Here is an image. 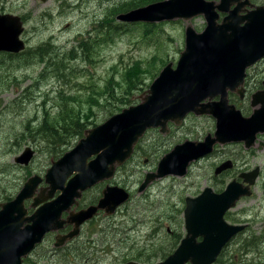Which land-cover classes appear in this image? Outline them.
I'll use <instances>...</instances> for the list:
<instances>
[{"label":"rangeland","instance_id":"374dc122","mask_svg":"<svg viewBox=\"0 0 264 264\" xmlns=\"http://www.w3.org/2000/svg\"><path fill=\"white\" fill-rule=\"evenodd\" d=\"M153 1L157 0H0V12L16 13L23 17L25 31L22 38L27 41V48L22 54L0 57V193L2 189L9 188L12 197L16 196L28 178L29 171L43 173L51 160L56 158V155L46 150H38L40 146L34 140L23 139L25 134L21 135V132L28 126L31 131L24 133L32 135L44 127L37 125L38 120L45 114L52 115L56 112L60 90L75 96H84L88 90L78 85L77 81L96 84V89L100 90L107 80L114 79L115 97L100 95L97 97L100 105L93 108L91 102L83 107L81 102L67 101L65 107L62 106L68 120L73 123L71 134L77 131L79 121L82 122L83 118L90 119L92 113H95L94 120L101 123L110 116L109 109L115 108L118 112L117 107L128 106L119 99L126 96L125 88L131 87L128 88L132 92L129 97L138 101L158 77L165 62L171 61L176 65L181 51L185 48L188 24L197 32L205 29L206 19L203 15L154 23H127L117 16L135 5L143 6ZM102 23L110 26L112 40H99L90 54L94 59L84 60L79 56L80 51L76 50L78 40L82 36H100V31L105 26ZM101 24L98 31L96 27ZM48 43L53 46L52 52L45 57L46 62L39 61L36 51L41 45L50 50ZM73 49L75 51L71 52ZM32 53L29 65L23 66ZM56 55L58 60L64 61L67 68H72L73 79L68 86L58 79L55 80L52 77L55 74H50V61L55 62ZM248 73L247 97L240 99L236 93L230 92V99L244 115L249 116L253 112L250 95L256 91L255 85L260 82L259 79L264 77V62ZM131 79L142 82L138 88H133ZM8 107V112L4 113ZM28 119L33 120L32 124L24 123ZM52 123L53 120L46 123L48 136L55 133L57 137L58 133L52 128ZM56 124L61 131L59 135H65L67 128L64 129L59 122ZM168 127L170 130L166 134L161 133L159 128L146 131L136 143L135 153L124 168L121 167L111 180L101 182L83 194L80 206L100 198L108 183L119 184L131 193L130 200L113 215L100 213L91 223L84 226L76 243L85 241L86 246L90 247L88 256L68 260L57 256L53 253L56 232H52L38 247L40 255L37 254L36 264H121L130 259L157 264L163 259L149 257L146 252L159 246L173 253L178 247L185 237L183 212L187 196H196L207 186L221 191L239 174L257 167L260 168V173L252 187V195L241 198L236 206L226 213V219L231 224L247 226L230 241L224 252L227 257L236 256L237 260L242 258L236 264H264V146L259 148L258 144L260 140L264 142V133L258 135L257 144L251 148H246L243 142L218 144L212 154L193 161L186 175H168L155 179L145 191L140 192L139 185L146 173L155 171L159 160L176 144L187 139L203 140L208 133L214 134L216 118L212 115L190 113L181 125L170 121ZM86 128L87 124L84 125L83 131ZM41 132L39 138L44 136ZM84 136L78 135L62 147L59 156L74 147L79 140L81 142ZM27 145L35 146L37 154L32 164L25 168L16 165L14 157ZM138 146L146 152L142 153ZM228 159L233 161V168L215 176V167ZM168 218L178 220V226ZM123 222L127 231L125 235L111 228ZM96 224L103 230L92 232ZM175 233L182 235V238L177 240ZM139 254L143 255L141 259H137Z\"/></svg>","mask_w":264,"mask_h":264},{"label":"water","instance_id":"95a60500","mask_svg":"<svg viewBox=\"0 0 264 264\" xmlns=\"http://www.w3.org/2000/svg\"><path fill=\"white\" fill-rule=\"evenodd\" d=\"M234 1L221 0L219 8L228 11ZM217 7L215 0H162L118 15L126 22H160L190 19L202 14L207 24L202 32L188 25L185 49L176 67L169 62L162 69L139 105L113 116L101 131L96 134L92 131L75 149L52 163L45 175L48 186L34 197L32 206L35 210L31 214L24 201L35 195L42 182L37 175L25 183L15 199L0 203V264H23V259L42 242L46 233L60 230L65 222L74 223L75 229L68 235L58 234L56 246L76 236L81 224L91 219L99 208L114 213L130 196L116 185L106 186L98 206L91 205L79 211H73L71 207L78 205L77 199L83 190L113 177L117 165L131 157L134 144L148 127L161 125L162 131H166L168 121L179 124L189 112L211 114L217 120L215 137L208 134L203 141L187 140L176 145L162 158L158 170L146 176L140 191L157 177L170 173L184 175L189 163L209 154L214 144L244 141L249 148L256 143L257 134L264 133V90L252 94L251 105L260 106L250 116H244L230 103L228 90L244 97L246 68L264 56V9L239 16L237 8L220 22ZM24 29L21 16L0 12V51L20 52L24 49L25 42L21 38ZM217 96L220 99L213 100ZM263 146L261 142L260 147ZM94 154L95 158L87 162ZM32 156L33 151L28 148L15 160L28 164ZM232 165L227 160L216 168L215 173ZM75 171L78 173L67 181ZM258 174L257 167L242 173V181H231L222 193H215L208 187L196 198L187 197L186 235L175 252L159 264L216 262L224 246L246 227L228 223L225 213L240 198L252 194L251 185ZM65 211L70 212L66 220L62 219ZM198 237L202 240L198 241ZM124 264L142 263L129 261Z\"/></svg>","mask_w":264,"mask_h":264},{"label":"trees","instance_id":"16d2710c","mask_svg":"<svg viewBox=\"0 0 264 264\" xmlns=\"http://www.w3.org/2000/svg\"><path fill=\"white\" fill-rule=\"evenodd\" d=\"M134 7H137V5L133 6L132 8ZM131 9V8H130ZM110 23V22H109ZM105 25V23L103 24ZM110 27V26H109ZM109 27L106 28L104 31H102V34L104 35V40H106V42H109L112 40V31L109 30ZM99 31V30H98ZM101 34V32H100ZM101 40L102 41V38H101V35L100 36H93L91 37L90 35L88 37H84L82 36L80 38V40H78V50L80 51V57H82L84 60H93L94 57L91 56V52L92 50L95 49V47L97 46L98 44V41ZM50 45V50H48L45 46L41 45L37 51H36V56L38 57V60L40 61H45V57L50 54L52 52V49H53V46H51L50 43H48ZM72 51H75L74 49L71 50ZM8 55L10 56H13L15 54H11L9 53ZM33 53L32 54H29L28 56V59L27 61L23 64V66H28L29 65V62H30V59L32 57ZM53 58V56H51ZM56 60L55 62H52L50 61V63H52V69L50 71V74H55L53 75L52 77H54L55 79H58L59 81H62L64 84H67V86L70 84V80H72L73 78H71V75H72V68H67L66 65L64 64V61L63 60H58V56L56 55L55 56ZM167 63L165 62L164 65H166ZM4 65V63H3ZM66 75H69V77H66ZM45 78V76H44ZM111 82V83H110ZM142 81L138 80H133L131 79L130 80V83L131 84H134L133 88H138L139 84H141ZM78 85L84 87L83 89H86L88 90V93H85L84 96H79V97H76V96H73L72 94H69L63 90H60L61 93L58 94V100H59V108L58 110L54 113V114H45L43 116V118H41V126H44L42 129L38 130L36 133V137L41 141V142H44L47 144V147L48 148H51V146L55 143V141H58L57 144H61V145H64L65 143H67V139L72 137L73 134H71L73 132V123L68 120V117L63 109V107H65V103H67V101H70V99H76L77 101L81 102L82 103V106L85 107L86 105H89L91 104V102L93 103H96L97 102V97L99 95H103L105 94V92L107 91V89L110 90V92H113L114 90V87L111 85L112 83H115V81H113L112 79H109L106 81L104 87H101L100 90H97V85L96 84H93V83H90V82H79L77 81L76 82ZM103 88V90H102ZM131 88V87H129ZM102 90V91H101ZM95 94V95H94ZM124 101V100H123ZM122 101V102H123ZM63 106V107H62ZM87 110H88V107H87ZM87 110H84V111H87ZM121 110V109H120ZM69 116V115H68ZM49 117H51V119H48ZM81 119H82V115H81ZM48 120H53V123H52V128L55 130L56 133H58V136L56 137V134L55 133H50V136L49 135V129L46 127V123ZM32 121L31 119H28L27 120V123L29 124H32ZM56 122H59L63 125V128L66 129L65 130V135H59V133L61 132L60 130H58L59 126L56 124ZM78 123V121H77ZM77 123H76V127H77ZM56 124V125H55ZM68 126V127H67ZM84 124L82 122L79 121V126H78V129H80L81 127H83ZM56 127V128H55ZM77 129V130H78ZM44 130V131H43ZM42 131V132H41ZM43 133L44 136L43 137H40L39 138V133ZM78 132V131H77ZM80 134H82L81 131H79ZM23 135V134H21ZM23 139H27V138H30V137H34V135H29V134H25V136L23 135L22 136ZM57 148H55L53 150V155H56L57 154ZM4 190V189H3ZM10 195L8 194V190L5 189V192L0 196V201H3V200H7V199H10ZM168 220L171 222V223H175L176 226L177 225V222L178 220H175L172 218H168ZM174 237L179 240L181 238V235H174ZM160 245V243L158 244ZM143 255L139 254L137 259H141ZM150 257V256H149ZM242 258L240 259H236V256H226V253L223 252L217 263L216 264H236L237 262L241 261ZM31 261L30 257H27L25 259V262H29ZM34 264V263H32Z\"/></svg>","mask_w":264,"mask_h":264},{"label":"flooded vegetation","instance_id":"af4514ba","mask_svg":"<svg viewBox=\"0 0 264 264\" xmlns=\"http://www.w3.org/2000/svg\"><path fill=\"white\" fill-rule=\"evenodd\" d=\"M216 2H217V8H218V14H219V21L221 22V21H223L226 17H228L229 16V14H230V11H233V10H235V9H239L238 10V15L239 16H243V15H247V14H249L250 12H253V11H258V10H263L264 9V0H235L232 4H231V6H230V9L228 10V11H223V10H221L220 8H219V5L221 4V0H215ZM225 6V5H224ZM227 8V7H226ZM200 15H202V14H200ZM204 16V15H203ZM205 17V16H204ZM247 17V16H246ZM242 18V17H241ZM206 19V18H205ZM242 19H244V18H242ZM244 21V20H243ZM241 22V25L243 26V25H245L244 24V22ZM253 21V20H252ZM206 24H207V22H206ZM264 62V56L263 57H261L260 59H258L257 61H255L254 63H252L251 65H248L247 66V68H246V76H245V78H244V88H245V92H244V97H241L240 95H239V93L238 92H235V91H232V90H228V97H229V101H230V103H232V104H234L236 107H237V105L235 104V103H233V102H231V99H230V92H232V93H236L238 96H239V98L240 99H245L246 97H247V95H248V89H247V87H246V81H247V78H248V75H249V73H248V71L249 70H252L253 68H255V67H257L258 65H260V64H262ZM259 81L260 82H258L256 85H255V89H256V91L255 92H257V91H260V90H264V77H261L260 79H259ZM239 88H241V86H239ZM255 92H252L251 93V95H250V97H251V100H250V103H251V101H252V94H254ZM217 98L218 99H220V96H217ZM252 106V105H251ZM260 105H257L256 107H253V111H254V109L255 108H258ZM237 109H239L238 107H237ZM240 110V109H239ZM253 113V112H252ZM251 113V114H252ZM243 114V113H242ZM250 114V115H251ZM244 115V114H243ZM249 115V116H250ZM244 116H248V115H244ZM216 130H217V124H216ZM216 130H215V132H216ZM215 132H214V134H212L213 135V137H215ZM208 134H211V133H208ZM207 134V135H208ZM259 134H263V133H258L257 134V136L259 135ZM206 135V136H207ZM205 136V137H206ZM205 137H204V139H205ZM203 139V140H204ZM188 140V139H187ZM187 140H185V141H187ZM203 140H197V141H203ZM184 141V142H185ZM237 142H243L244 143V146L246 147V145H245V142L244 141H232V142H228V143H224V144H221V143H217L216 145L214 144V146H213V150L209 153V154H206L205 156H208V155H210V154H212L213 152H214V150H215V148H216V146L218 145V144H220V145H225V144H229V143H237ZM183 143V142H182ZM257 144V140H256V143L253 145V146H255ZM258 144H259V148H261L260 147V142H258ZM178 145V144H177ZM176 146V145H175ZM175 146L173 147V149L175 148ZM253 146H251V147H253ZM251 147H249V148H251ZM246 148H248V147H246ZM192 150V149H191ZM193 151V150H192ZM168 154V152L164 155V156H166ZM205 156H202V157H200V158H198L197 160H199V159H201V158H203V157H205ZM228 160H230V159H228ZM193 161H196V160H193ZM193 161H191L190 162V164L193 162ZM225 161H227V160H225ZM225 161H223V162H221L219 165H221V164H223ZM232 163H233V161L232 160H230ZM219 165H217L216 167H215V169H214V174H215V176H219V175H221V174H223L224 172H226L227 170H229V169H232L233 168V166H234V163H233V165H232V167L231 168H228V169H226V170H224L223 172H221V173H219V174H216L215 173V170H216V168L219 166ZM154 172H156V170L154 171ZM153 172V173H154ZM243 173V172H242ZM241 173V174H242ZM259 173H260V168H259ZM172 175H174V176H177L178 174H175V173H171ZM241 174H239V176L238 177H236V178H234V179H236V180H240V181H242L243 179L241 178ZM258 176H259V174H258ZM257 176V177H258ZM155 179H158V177L157 178H155ZM155 179H153L151 182H153ZM234 179H232L231 181H233ZM230 181V182H231ZM150 182V183H151ZM230 182H228L227 184H229ZM149 183V184H150ZM148 184V185H149ZM148 185L146 186V187H148ZM140 191V190H139ZM143 191H145V190H143ZM142 191V192H143ZM91 204H84V205H81L80 206V208L81 209H85V208H87L88 206H90ZM174 225H175V223H173ZM177 225H178V222H177ZM111 228L113 229V230H115L116 232H119V233H121V234H124L125 235V233L127 232L126 230H125V226H124V222H123V224H120V225H118V226H116V225H113V226H111ZM71 229H72V226L71 225H67L63 230H61V233H63V234H67V233H69L70 231H71ZM175 235H177V233H175ZM55 236H56V234H55ZM77 239L78 238H74L73 240H71L70 242L68 241L65 245H63V246H61V247H56V249L55 250H53V253L54 254H56L57 256H59V257H61V258H63V259H66V260H68V256H69V251H67L69 248H71V249H75V248H78V249H86V245H85V243L84 242H78V243H76L77 242ZM77 254V257L78 258H80V259H83V258H86L87 256H88V254H89V251H87V252H77L76 253ZM146 254H148L150 257H157V258H162L163 260L164 259H166L167 257H169L170 255H171V253L168 251V250H166L165 248H163V247H159V246H156V247H152V249H151V251L150 252H146Z\"/></svg>","mask_w":264,"mask_h":264},{"label":"bare ground","instance_id":"6f19581e","mask_svg":"<svg viewBox=\"0 0 264 264\" xmlns=\"http://www.w3.org/2000/svg\"><path fill=\"white\" fill-rule=\"evenodd\" d=\"M90 206H91V205H90ZM88 207H89V206H88ZM88 207H87V208H88ZM85 209H86V208H85ZM167 258H168V257H167Z\"/></svg>","mask_w":264,"mask_h":264}]
</instances>
